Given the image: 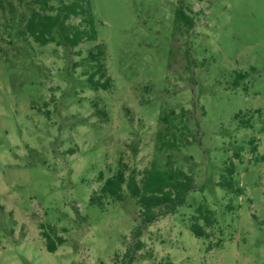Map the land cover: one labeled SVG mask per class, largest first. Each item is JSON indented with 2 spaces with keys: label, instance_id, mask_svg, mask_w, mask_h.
I'll list each match as a JSON object with an SVG mask.
<instances>
[{
  "label": "rangeland",
  "instance_id": "1",
  "mask_svg": "<svg viewBox=\"0 0 264 264\" xmlns=\"http://www.w3.org/2000/svg\"><path fill=\"white\" fill-rule=\"evenodd\" d=\"M4 1L17 8L8 24L30 15L33 0ZM91 3L99 40L75 49L18 39L0 9V264H264V0ZM179 8L194 19L191 30L178 25ZM100 42L111 90L84 76L83 59ZM240 72L249 77L235 89ZM172 110L169 127L183 121L192 144L159 150L160 118ZM169 160L194 175L196 189L140 236L127 189L124 202L90 205L100 174L121 161L142 173ZM231 162L240 197L217 186ZM202 203L218 220L210 240L190 230ZM42 225L66 239L56 252Z\"/></svg>",
  "mask_w": 264,
  "mask_h": 264
},
{
  "label": "trees",
  "instance_id": "2",
  "mask_svg": "<svg viewBox=\"0 0 264 264\" xmlns=\"http://www.w3.org/2000/svg\"><path fill=\"white\" fill-rule=\"evenodd\" d=\"M19 1L23 2V0ZM0 9L8 11L10 15V20L4 24V30L12 29L15 36L22 41L33 39L41 45L55 43L57 46L75 49L82 44L99 40L97 20L91 0H33L30 15L13 24L8 23L15 20L17 14L15 4L0 0ZM176 20L179 26L186 27L187 30L194 27V19L188 16L182 8L177 9ZM107 59V48L102 42L90 48L83 59L86 64L84 76L87 77V84L94 90H111L114 87V79L109 74ZM248 77L249 73H237L233 83L235 89L239 88L242 81ZM95 107L97 112L106 115L98 109L97 104ZM256 113H260V110ZM176 116V111L172 110L160 118V121L166 125V131L157 133L159 150H179L182 146L192 144L189 140V129L183 121L181 127H176V125L172 126L173 128L169 127L170 120ZM181 117H185L184 112ZM235 117L244 127H253L251 119H248L246 115L239 113ZM262 132L264 133V123ZM250 143L252 150L257 151L259 147L257 140L251 139ZM236 156L239 157V154ZM235 174L236 167L231 162L225 168L217 186L231 196L240 197L245 194V188L235 180ZM100 179L102 186L99 192L94 191L92 194L90 205L105 208L108 199L124 202V191L127 189L129 197L134 199L140 207V225L135 231L136 236H140L143 230H146L160 217L174 214L178 207L187 203L189 193L196 189L194 175L177 167L171 160L164 168L154 161L150 168L142 173L130 169L128 164L121 161L115 173L107 178H104L101 173ZM227 208L231 210L234 207L228 205ZM191 220L190 230L193 235L199 239L210 240L211 231L218 223L215 212L202 203L196 208ZM41 229H43L42 235L47 240V248L50 252H56L58 246L66 242V239L58 234L56 227L51 228L50 232L44 230L43 225ZM66 231V229L63 230V232ZM220 245V242L210 244L208 250ZM159 264L174 263L165 260Z\"/></svg>",
  "mask_w": 264,
  "mask_h": 264
}]
</instances>
